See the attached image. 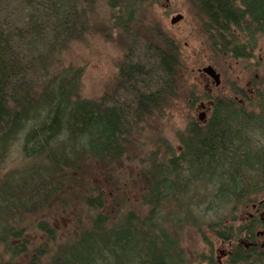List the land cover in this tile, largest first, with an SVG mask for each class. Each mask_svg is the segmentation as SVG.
<instances>
[{
  "label": "trees",
  "instance_id": "trees-1",
  "mask_svg": "<svg viewBox=\"0 0 264 264\" xmlns=\"http://www.w3.org/2000/svg\"><path fill=\"white\" fill-rule=\"evenodd\" d=\"M104 1L128 49L112 90L92 100L79 94L83 69L63 66L61 59L71 42L98 30L91 24L97 0H0V264H188L167 223L172 208L183 212L173 224H191L189 212H212L215 220L207 226L223 241L254 233L255 221H240L236 213L264 195V100L258 92L252 109L216 97L204 123L187 124L178 153L159 140L162 153L149 154L137 171L147 212H122L120 205L111 216L96 187V195L82 198L88 222L76 237L51 250L28 246L21 216L53 200L67 204V187L79 174L85 183L91 165L118 185L113 164L175 95L178 44L160 29L151 35L130 30V14L142 0ZM186 1L209 61L252 56L264 37V0ZM36 226L53 238L47 222ZM205 259L213 264L212 254ZM229 262L264 264V253L233 243Z\"/></svg>",
  "mask_w": 264,
  "mask_h": 264
},
{
  "label": "rangeland",
  "instance_id": "rangeland-1",
  "mask_svg": "<svg viewBox=\"0 0 264 264\" xmlns=\"http://www.w3.org/2000/svg\"><path fill=\"white\" fill-rule=\"evenodd\" d=\"M96 4V21L93 18L91 24L93 29L98 30L71 42L61 59L63 66H79L83 69L79 94L92 100H98L105 91L112 90L118 68L128 49L125 36L110 25V11L105 1L97 0ZM139 6V9L130 14L134 20L130 30L151 35L154 30L160 29L179 46L181 64L178 68L175 95L168 98L162 111L148 119L142 132L139 133V129L132 135L122 160L113 164V167H116L113 168L116 170L113 178L117 179L118 185L110 183L109 177L103 178V175L97 173L98 167L91 165L94 174L90 175L88 168L84 170L89 172L85 175L86 184L82 181L84 176L79 174L75 177L77 184L67 187V192L64 193L67 204H57V201L53 200L49 206L44 205L41 210L27 212L21 216L18 227L22 228L30 247L46 244L51 250L76 237L80 227L88 222L89 211L85 209L82 198L89 193L96 195V187L104 194V211L111 216L120 205L122 212H147L140 203L143 188L137 171L141 169L142 164L145 165L149 154L162 153L164 149L160 139L178 153L179 137L184 134L187 124L191 120L204 123L210 115L216 97L232 98L250 109L259 103L257 92L263 94L264 100V37L258 38L257 46L249 59L225 58L212 63L208 60L209 54L205 51L202 37L197 32L195 12L186 0H142ZM178 13L182 18L172 24L171 17ZM208 65L220 75V83L217 86L209 76L199 71ZM193 101L194 105L190 107ZM262 197L264 195L257 198ZM172 209L166 214L167 223H171L175 228L188 264H208L205 257L209 254L213 256V264H231L229 256L233 243L237 244L240 240L246 242L243 236H239L234 242L219 239L207 226L215 220L212 212H189V216L195 218L191 220V224L187 220L173 224L172 222H177L175 218L183 217V212H175ZM248 211L243 208L236 216L240 221H245L250 213ZM39 220H44L53 228V238L37 228ZM255 231L258 245L262 244L259 248L264 253V236H259V228Z\"/></svg>",
  "mask_w": 264,
  "mask_h": 264
},
{
  "label": "flooded vegetation",
  "instance_id": "flooded-vegetation-1",
  "mask_svg": "<svg viewBox=\"0 0 264 264\" xmlns=\"http://www.w3.org/2000/svg\"><path fill=\"white\" fill-rule=\"evenodd\" d=\"M247 209L249 210L248 212H250L248 214L247 219H251L255 221V223H253V226L255 229L259 228L261 230L259 232V236L263 237L264 236V197L259 198L254 203H251L247 207ZM256 231L254 230L253 234L251 233V231H249L248 233H246V235H243L246 242H242L240 240L239 244L243 245L244 249H249V248L260 249L259 246L262 247V244L258 245L257 243L258 236L256 234Z\"/></svg>",
  "mask_w": 264,
  "mask_h": 264
},
{
  "label": "water",
  "instance_id": "water-1",
  "mask_svg": "<svg viewBox=\"0 0 264 264\" xmlns=\"http://www.w3.org/2000/svg\"><path fill=\"white\" fill-rule=\"evenodd\" d=\"M181 18H182V15L178 13L175 16L171 17L170 22L172 24L176 23ZM199 71H201L202 73H204L207 76H209L213 80V82H214V84L216 86L219 85V83H220V75H219L218 72L215 71V69L212 66L208 65V66L202 67V68L199 69Z\"/></svg>",
  "mask_w": 264,
  "mask_h": 264
}]
</instances>
